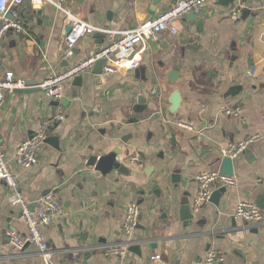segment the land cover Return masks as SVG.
I'll use <instances>...</instances> for the list:
<instances>
[{
    "label": "crops",
    "instance_id": "1",
    "mask_svg": "<svg viewBox=\"0 0 264 264\" xmlns=\"http://www.w3.org/2000/svg\"><path fill=\"white\" fill-rule=\"evenodd\" d=\"M177 1L68 0V7L90 25L122 31L157 17ZM233 9L240 10L237 19ZM198 16L202 18L195 22L187 16L180 20L176 36L162 33L138 70L101 81L93 69L79 84H68L67 107L39 91L6 95L0 142L8 166L31 205L54 195L61 208L54 225L43 229L54 264H203L209 250L223 254L225 264H264V225L249 229L234 218L240 201H264V139L233 159L237 186L227 189L217 205L209 201L190 226L179 219L184 195H191L192 204L198 194L197 175L220 170L226 147L264 131V0H235L228 6L218 0L207 3ZM8 19L20 21L23 30L3 39L0 76L11 71L41 83L96 49L94 36L84 37L65 66V16L50 5L34 10L26 0L17 16ZM177 66L178 79L171 82ZM232 86L242 91L225 97ZM176 92L181 102L173 114ZM140 97L145 103L137 106ZM226 107H239L241 115L226 116ZM60 115L65 119L55 122L49 135L59 139L58 148L45 143L38 163L23 169L15 159L18 147ZM180 119L188 128L176 125ZM115 149H120L123 173L97 175L87 165L89 157ZM135 157L140 161H132ZM9 194L0 183V264H42L33 247L20 253L10 241V230L26 234L27 227ZM132 203L141 207L132 240L153 229L161 237L157 248L147 244L140 252L112 258L95 252L100 244L123 240V217ZM156 256L161 259L153 260Z\"/></svg>",
    "mask_w": 264,
    "mask_h": 264
},
{
    "label": "built area",
    "instance_id": "2",
    "mask_svg": "<svg viewBox=\"0 0 264 264\" xmlns=\"http://www.w3.org/2000/svg\"><path fill=\"white\" fill-rule=\"evenodd\" d=\"M26 0H0V45L5 36L12 32H22L23 26L20 21L10 20V15L17 16V8L22 6ZM218 0H179L173 6L159 14L157 17L145 21L136 28L129 30H117L115 28L95 27L78 18L68 7V0H31V7L37 10L40 6L50 5L65 16V31L63 38L64 51L72 55L78 43L86 36L102 34L104 42L100 52L91 54L83 61L71 65L63 71L49 76L41 83H30L27 80L17 78L11 71L0 76V107L4 104L6 95H14L30 89H37L44 96L56 103L64 100V90L68 84L88 74L94 69L98 61H103L102 78L118 75L124 71L134 72L138 70L144 61V55L152 43L160 39L162 33L178 35L179 21L189 14L199 15L205 5ZM240 10L233 9L232 18L237 19ZM68 29L71 32L68 34ZM228 117H239V107L225 108ZM65 119L60 115L55 120L46 122L32 137L24 141L17 149L15 159L23 169H29L39 161L40 152L45 141L50 135L52 125ZM179 128H188L184 119L176 122ZM264 139V131L250 135L237 143H231L222 151V157L235 159L243 155L249 146ZM139 162V158L132 159ZM198 182V194L192 202L195 212L206 205L217 191L231 189L237 186L234 176L221 173L220 170H208L199 173L196 177ZM0 183L9 190V203L18 208L22 219L27 227L26 234L17 230H10L8 235L11 243L18 252L24 253L27 247H33L35 254L39 256L42 264H54V252L51 250L48 240L45 238L43 229L52 227L55 218L60 214L61 208L54 195H46L31 205L21 191L18 176L12 171L6 159V154L0 142ZM32 206L33 209H32ZM33 210V211H32ZM141 207L132 203L126 207L122 222L123 240L115 243L100 244L94 248L107 258L122 257L136 243L132 240V234L139 225ZM234 218L244 223L249 229H255L264 225V215L256 202L242 200L238 203ZM156 256L153 260H160ZM226 257L213 250L206 254L203 264H225Z\"/></svg>",
    "mask_w": 264,
    "mask_h": 264
},
{
    "label": "water",
    "instance_id": "3",
    "mask_svg": "<svg viewBox=\"0 0 264 264\" xmlns=\"http://www.w3.org/2000/svg\"><path fill=\"white\" fill-rule=\"evenodd\" d=\"M155 3V0H153ZM235 0H220V4L221 5H230L234 2ZM198 17L202 18V16H198L196 14H189L186 18L188 21L190 22H195ZM68 34L71 32V29H68ZM94 39L96 40V49L94 51V54L97 55L100 52V49L103 45L104 42V36L102 34H95L94 35ZM73 54L77 55L78 52L76 50H73ZM73 60V56L69 55L66 58V63L65 66H69V64L72 62ZM180 71V67L177 66L175 71L172 72L169 76V81L171 82H175L178 79V74ZM94 73L101 79L102 73H103V61H98L94 67ZM138 73V71L136 72ZM76 83L80 82V78L75 80ZM102 81V79H101ZM79 84V83H78ZM38 91L37 89H30L24 92H36ZM242 91V87L241 86H232L231 88L228 89L225 97H235L237 96L240 92ZM181 102V96L180 93L176 92L173 95L172 98V108H171V112L173 114H176L178 109H179V105ZM145 103L144 99L142 97H140L138 99V103L137 106L139 105H143ZM56 105H61L63 107H67L68 106V101L63 100L61 103H55ZM46 144L51 145L55 148H58V144H59V139L56 137H52L49 136L47 138V140L45 141ZM245 153H249L248 151H246ZM244 153V154H245ZM120 155V149H115L113 151V153L104 156V157H98V156H91L88 159V166L94 168L95 172L97 173V175H103L106 176L107 174H109L110 172H112L113 170H117L121 173H123L125 171V167L124 165H122V163H119L118 157ZM121 162V161H120ZM221 173L229 175V176H234V171H233V160L230 158H225L224 160H222L221 162ZM227 189H221L219 191H217L216 193H214V195L211 198V202L215 203L216 205L218 204V199L224 194L226 193ZM185 199L181 202V208L179 211V219L182 223H184L185 226H190L192 225V223L195 221L196 218V213L193 209H192V204L190 201V194H186L184 195ZM257 205L259 206V208L262 210L264 208V201L259 204L258 202H256ZM34 206H32L33 209ZM34 210V209H33ZM32 210V211H33ZM161 238L160 236H158L157 232H155V230L150 229L147 234L145 235V237H143L142 239H140L139 241H137L131 248L130 251L133 252H140L141 251V246L143 245H147L149 244L151 246L152 249H156L158 246L157 243V239ZM96 252V251H95ZM87 256H89V253H87Z\"/></svg>",
    "mask_w": 264,
    "mask_h": 264
}]
</instances>
